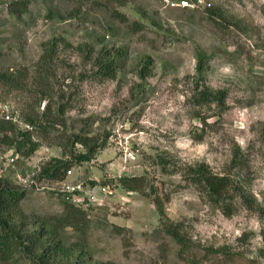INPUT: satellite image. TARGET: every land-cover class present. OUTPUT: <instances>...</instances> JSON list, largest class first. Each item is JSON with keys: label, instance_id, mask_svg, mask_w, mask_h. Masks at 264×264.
Here are the masks:
<instances>
[{"label": "rangeland", "instance_id": "obj_1", "mask_svg": "<svg viewBox=\"0 0 264 264\" xmlns=\"http://www.w3.org/2000/svg\"><path fill=\"white\" fill-rule=\"evenodd\" d=\"M207 1L183 9L165 0H0L1 100L22 122L31 125L32 111L58 122L43 121L48 133L31 125L39 146L30 155L0 140V180L27 191L8 219L24 236L43 231L44 245L71 250L44 264H264V0ZM104 56L118 62L114 76L101 73ZM79 131L106 142L70 167L68 180L95 196L84 207L41 176L69 157L63 146ZM237 150L245 167L233 169ZM199 164L241 179L254 206L237 196L225 215L210 204L192 177ZM131 176L143 177L141 189L124 186ZM30 251L0 264H42V249Z\"/></svg>", "mask_w": 264, "mask_h": 264}, {"label": "trees", "instance_id": "obj_2", "mask_svg": "<svg viewBox=\"0 0 264 264\" xmlns=\"http://www.w3.org/2000/svg\"><path fill=\"white\" fill-rule=\"evenodd\" d=\"M27 5L22 4L21 9H26ZM16 7H13V10H16ZM48 55V54H47ZM206 54L201 52L199 54V62L197 65V70L202 72L204 69V59ZM104 56L99 62L100 71L104 76H114L116 72V65L118 62H115L114 58L107 60ZM46 58V55H45ZM1 77L7 78V80L12 81L15 78L10 74H2ZM221 97L219 100L221 103L224 101L223 92H221ZM213 92H207V99L213 98ZM65 112L64 108H59L57 113L61 115ZM58 115V116H59ZM27 120L30 121L31 125L35 128L43 130V132L48 133L46 124L43 121L54 125L58 122L51 121L47 112H36L32 111ZM15 126L8 121H0V140L9 144L10 146L16 148L17 152H22L25 155H30L35 152L39 146L38 142L31 139L29 131L19 132L15 131ZM20 135H23L24 139L20 138ZM76 143H81L86 150L81 151L76 148ZM27 145H29L27 147ZM106 146V142L97 143L94 136H91L88 132L79 131L75 134H71V137L67 140V144L63 146L64 154H67L68 158H54L52 161L43 168L41 172L42 177L48 179H63L66 175V172L72 165L91 161L95 154L103 149ZM232 168L245 167L244 158L241 156V152L235 151L231 160ZM239 173V172H238ZM193 179L198 183L208 202L212 205L219 207L225 215H231L234 212L232 209V201L234 197H239L244 200L245 203H250L254 206V201L249 199L248 193L250 192L246 187L245 183L241 182V179L233 177L230 174H219L212 172L211 169L205 164H199L198 168L192 174ZM123 184L125 187L133 190L141 189L143 185V177L131 176L129 178H124ZM27 191L25 188L20 187L19 185L8 180H0V256L4 260L12 259L13 256L19 251H23L26 254L31 253V248L36 247L42 249L43 254L38 255L37 258L42 259L41 262L44 264V258H49L51 253L56 254H65L69 253V250L60 240L54 241L52 244L44 245L41 242L45 232H40V236L36 232H32L29 236H24L22 232L13 224V222L8 219L9 217L14 216L13 213L20 207V202L25 197ZM158 203V202H157ZM160 205V203L158 204ZM160 207V206H159ZM259 207V206H258ZM76 209L78 213H83L78 208ZM161 213H163V208H159ZM261 210V208H257ZM77 213V212H76ZM72 218V216H71ZM69 224H72L74 220H71L68 217L67 220ZM174 239L181 244V251L185 253L188 251V246L186 240L182 236L181 232H178V229L169 226L167 229ZM264 237V230L262 232ZM33 245V246H32ZM208 251L210 254H216L222 252L219 249L209 248ZM264 253V251H263ZM34 260L37 258L33 256ZM189 264H203L204 260L191 257L187 260ZM102 264H116L113 261H107Z\"/></svg>", "mask_w": 264, "mask_h": 264}, {"label": "built area", "instance_id": "obj_3", "mask_svg": "<svg viewBox=\"0 0 264 264\" xmlns=\"http://www.w3.org/2000/svg\"><path fill=\"white\" fill-rule=\"evenodd\" d=\"M172 8H190V9H196L200 7H210L211 3L207 0H165ZM0 121H8L14 123L16 126H18L21 130L27 131L31 127V125L28 122H22L21 120L17 119L16 117H13L10 113V106L7 102H3L0 97ZM11 162L15 161V157L11 156L9 158ZM72 168L68 169L65 175V178L67 177V180L65 178L56 179L60 180L57 181L58 186L60 187V191L62 192V195L64 199L76 206L81 205L86 206L90 205L94 199L95 196L92 193L91 190L86 189V185L83 182H74L72 180H68V177L73 173ZM110 190V187H108ZM108 191V190H106Z\"/></svg>", "mask_w": 264, "mask_h": 264}]
</instances>
